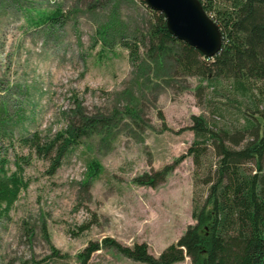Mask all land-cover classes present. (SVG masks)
I'll list each match as a JSON object with an SVG mask.
<instances>
[{"label":"rangeland","instance_id":"obj_1","mask_svg":"<svg viewBox=\"0 0 264 264\" xmlns=\"http://www.w3.org/2000/svg\"><path fill=\"white\" fill-rule=\"evenodd\" d=\"M56 8L63 13L59 25L27 22L29 14ZM148 10L140 0H0V160L7 161L8 175L17 172V161L28 181L8 213L0 207V264H78L88 243L105 238L127 247L144 243L157 256L194 224L192 157L155 188L131 181L187 153L194 141L191 115L211 124L222 112L219 123H242L235 104L224 105L227 99L214 97L204 82L196 90V78H148L149 88L138 94L141 127L129 121L112 135L83 139L53 175L49 161L20 142L33 133L51 141L75 121L78 107L87 116H109L126 106L135 70L121 43L144 31ZM263 88L256 83L253 95ZM222 103L226 108L215 110ZM215 159L208 149L198 173ZM93 161L99 174L87 180ZM89 264L142 263L102 248Z\"/></svg>","mask_w":264,"mask_h":264},{"label":"trees","instance_id":"obj_2","mask_svg":"<svg viewBox=\"0 0 264 264\" xmlns=\"http://www.w3.org/2000/svg\"><path fill=\"white\" fill-rule=\"evenodd\" d=\"M198 1L222 33L221 49L215 57L205 59L193 47L176 40L167 31L164 16L148 10L150 20L144 31L137 29L132 40L121 43L135 70V91L129 93L126 106L109 116H87L78 107L75 121L51 141L42 143L37 133L20 140L49 161L48 174L53 175L66 154L83 139L112 135L119 128H128L129 121L138 122L141 127L138 94L149 88L148 78L162 80L169 74L196 78L200 81L196 90L201 91L204 82L214 97L227 99L224 105H236L242 123H219L224 118L222 112L211 124L203 116L191 115L189 130L194 141L187 153L160 170L143 173L131 181L136 186L155 188L171 176L185 157H192L196 167L191 207L194 224L188 225L178 240L157 256L151 255L144 243L127 247L105 238L88 243L77 255L78 264H89L91 256L102 248H112L124 258L142 264H177L186 258L190 264H264V88L259 95H253L255 84L264 83V0ZM140 2L144 4L143 0ZM62 18L63 13L56 8L35 17L29 14L27 22L37 28L53 27ZM223 108L226 107L222 103L215 110ZM208 149L216 159L200 175L198 170L204 165ZM6 163L5 159L0 160V207L4 206V213L28 187L20 164L15 161L17 172L8 175ZM99 170V164L91 162L87 180L94 179ZM201 187L205 188L204 193L199 190Z\"/></svg>","mask_w":264,"mask_h":264},{"label":"water","instance_id":"obj_3","mask_svg":"<svg viewBox=\"0 0 264 264\" xmlns=\"http://www.w3.org/2000/svg\"><path fill=\"white\" fill-rule=\"evenodd\" d=\"M146 8L164 16L168 33L197 50L205 59L215 57L222 33L198 0H143Z\"/></svg>","mask_w":264,"mask_h":264}]
</instances>
